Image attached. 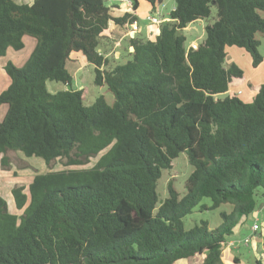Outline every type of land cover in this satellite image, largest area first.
<instances>
[{
    "label": "trees",
    "instance_id": "obj_1",
    "mask_svg": "<svg viewBox=\"0 0 264 264\" xmlns=\"http://www.w3.org/2000/svg\"><path fill=\"white\" fill-rule=\"evenodd\" d=\"M146 1L156 11L165 0ZM213 6L204 41L187 48L183 29L209 18ZM112 8L107 0H0V57L22 50L24 36L36 40L22 67H4L11 82L0 93L8 106L0 166H9V151L69 167L107 149L91 167L51 169L12 188L20 215L0 194V264H176L197 255L202 264H227L228 237L264 197V83L248 84L256 90L250 102L229 93L245 71L225 60L235 46L254 67L263 62L256 34H264V0H175L156 38L130 37L133 50L116 64L101 51L104 32L138 17ZM73 52L95 65L94 83L108 87L112 104L103 95L86 104V88L72 87ZM47 81L69 88L51 92ZM183 152L194 167L185 194L170 181L160 200L162 170ZM222 204L232 210L220 212L218 226L201 219L186 228L197 206ZM262 238L255 264H264Z\"/></svg>",
    "mask_w": 264,
    "mask_h": 264
},
{
    "label": "rangeland",
    "instance_id": "obj_2",
    "mask_svg": "<svg viewBox=\"0 0 264 264\" xmlns=\"http://www.w3.org/2000/svg\"><path fill=\"white\" fill-rule=\"evenodd\" d=\"M140 3H141L140 11L147 12L149 9L148 2H146L145 0H140ZM173 5H174V0H166L159 8V10H156L160 12L159 17L161 16V14L166 15L168 12H170ZM262 15L264 16V13H262ZM215 19H216V7L213 6L212 14L209 18L192 22L186 28L183 29L182 32L186 35L187 38L186 41V46H188L187 48L190 47L192 42L202 43L204 41L206 35L205 26L207 24L213 23ZM139 20L145 31H146V27L149 24L158 25L146 19V17L144 18L141 17ZM256 36L260 40L259 52L263 57V62L261 66L264 67V34L259 32L256 34ZM35 41L36 40L31 36L28 37L27 40L25 41L26 42L25 49L19 52L13 51L14 54L13 56L9 57L12 58L9 61H13V63L16 66L22 67L31 56V53L33 51L32 49H34L35 47L34 45L33 48L30 49L29 44L30 42H35ZM242 52L244 53V55L248 57L249 60L251 59V56L246 52V50L235 46L228 47L225 66H229L232 62H235L245 71L246 78H250V80L252 81L253 79L258 80L257 78H260L262 74L260 73L259 70H258L259 72H257L255 67L252 65V59L251 62L249 63V61H247L245 56L241 54ZM110 56L112 60L115 59L113 52L111 53ZM22 59L24 61H22ZM127 59H128L127 56L121 57L119 62H125ZM67 67L73 76L72 87L74 89L86 88L87 90L86 101H85L86 104L93 103L96 100V98L101 95H103L106 98L109 104H112L114 102L115 100L114 95L106 85L99 86L94 83V78H95L94 64L89 62L85 63L81 57L75 56L72 59V62L71 61L67 62ZM252 76L254 77L252 78ZM46 84H47V88L51 92L69 88L63 83L55 82V81H47ZM237 88H242L244 95L241 96L243 98L247 97V94L250 93V88L247 82L239 86L236 83H234L230 87L229 93L230 92L235 93ZM221 96H224V94ZM3 118L4 116L0 115V121ZM106 151L107 149L100 152L98 157ZM8 156L10 158L9 166L8 167L0 166V194L6 199L9 210L18 215L22 214L23 211L17 209L15 206V202L11 192L12 188L16 186L27 187L30 181L33 179V177L38 173H45L50 171L51 169L59 170L64 168L75 169V168L91 167L98 159V157H93L91 159V162L87 164L73 165L66 167L64 165V161L62 160H56L52 162L50 165H47L45 161L39 157L27 158L22 154H20L19 152L9 151ZM193 169L194 167L190 164L187 154L185 152L180 153V155L173 160L171 168H166L162 170V175L158 180V184H157V192L160 200H164L166 197H168V184L170 181L173 182L177 191L180 193L181 196H183L186 191L185 182L188 176L190 175V173L193 171ZM263 203H264V197H262V202L259 205V209H257V211L254 212L252 216H249V218L246 219L243 217L240 223L237 225L239 226L238 232L228 237V240L237 241L238 245L235 247H228V246L224 247V261L227 264H236L234 262L235 257L239 259V263L237 264H255V260L260 257L259 252L261 251L262 243L258 239H257L256 250H254L255 246L252 243L253 242L252 240H250L248 245H244L243 241L247 237H250L251 239L253 237L256 240L257 238V236L255 235L256 233H254L252 229L254 222L258 223L259 225V229L257 232H264V206H262ZM201 204L211 205V199L203 198ZM231 210H232L231 204H222L220 207L216 209H205V210H201L200 207L197 206L193 210V212L185 218L186 228L187 229L191 228L196 222H199L201 219H208L210 221L211 227H216L222 222L220 212L221 211L230 212ZM235 248H239L238 250H236L238 252H235L234 250ZM230 254H235V257L233 258L230 257L231 256ZM202 259H203V255H197L193 258L181 259L176 264H202Z\"/></svg>",
    "mask_w": 264,
    "mask_h": 264
},
{
    "label": "crops",
    "instance_id": "obj_3",
    "mask_svg": "<svg viewBox=\"0 0 264 264\" xmlns=\"http://www.w3.org/2000/svg\"><path fill=\"white\" fill-rule=\"evenodd\" d=\"M17 1H20V2H26V3H32L34 0H17ZM109 5H112L113 8H112V14L114 16H117V17H120V16H123L126 12H130L127 7L123 4H121L118 0H107ZM146 1V0H145ZM166 1V0H165ZM164 1V2H165ZM147 2V1H146ZM138 8L136 9V11H131L132 13H135L138 17V20L136 21L137 22V25L139 27V29L137 30V32L135 34H133L132 32V26L131 24H126L125 26H120V25H117L115 24L114 22H110L109 24V28L104 32V34L107 36L106 38V43H105V47H103V49L101 50L110 60H111V63L112 64H116L120 61V58L125 56L127 54V48L129 47V38L130 37H134V36H138V37H141V38H149L151 40H154L157 36V34L159 33V25H155V24H149L147 27H146V31L144 30V28L142 27L141 23H140V18L141 17H146L147 15L149 14H158L160 15V12L159 11H153L152 9V6L151 4L148 2V6H149V9L148 11H140V7H141V3H140V0H138ZM162 6V5H161ZM160 6V7H161ZM159 7V8H160ZM175 7V0H174V5L172 7V9ZM171 9V10H172ZM159 10V9H158ZM170 10V11H171ZM168 14L169 12L164 15V14H161V21H165V20H169L168 18ZM134 35V36H133ZM30 37V36H24L23 38V41H24V48L22 50L25 49L26 47V40L27 38ZM33 38V37H32ZM35 39V38H34ZM36 44V41L35 42H30L29 46H30V49L33 48V46ZM192 44H200L198 42H192ZM191 44V45H192ZM190 45V44H189ZM190 45V46H191ZM188 47V46H187ZM243 49V48H241ZM22 50H19V51H22ZM33 50V49H32ZM245 50V49H244ZM13 51H16L14 50L13 48H9L7 50V53L5 56H2L0 57V93L2 91H4L9 85H10V82L11 80L10 77L8 76V74L6 73L5 71V65L7 64V62L12 59V58H9L10 56H13L14 52ZM17 51V52H19ZM129 51H132V47H129ZM113 52L114 54V57L115 59H111V53ZM244 52V51H243ZM241 53L243 56H245V58L247 59V61H249V63L251 62V59L249 60L248 57L246 55H244V53ZM247 52V51H246ZM248 53V52H247ZM249 54V53H248ZM75 56H78V57H81L83 59V61L85 63H87L86 61V58L84 57V55L81 53V52H73L71 54V59L69 61L72 62V59L75 57ZM22 61H24L22 59ZM13 62V61H12ZM262 64V62H261ZM258 65L257 67H255L256 71L259 72L262 74L260 78H257L258 80H250V78H246L245 77V81L242 82V83H239L237 84L238 86L247 82L248 84L251 82L253 87H256V86H259L260 84L264 83V67ZM254 68V67H253ZM259 70V71H258ZM254 76H252L253 78ZM257 77V76H255ZM251 78V79H252ZM250 88V93L247 94V97L243 98L241 95H244V92L242 90V88H237L236 90V93L237 91H242L241 94L239 95L244 101H247V102H250L253 100L254 96H255V93H256V90H254V88ZM7 109H8V106L6 104H1L0 105V115L1 116H5L6 112H7ZM20 154H22L21 152H19ZM23 155V154H22ZM24 156V155H23ZM32 181V180H31ZM30 181V182H31ZM12 190V189H11ZM262 206H264V203L262 204ZM13 213V212H12ZM238 227L237 226L235 228V233L238 232ZM257 236L256 240L252 237V243L254 244V250H256V246H257V239L262 243V246H261V251L263 249V236H264V232H256L255 234ZM248 236V235H247ZM241 239V238H240ZM230 241V240H229ZM228 249H231V248H228ZM239 248H235V252H238L236 250H238ZM227 250V249H226ZM225 250V251H226ZM260 251V252H261ZM259 252V253H260ZM231 256L230 257H235V254H230ZM229 257V258H230Z\"/></svg>",
    "mask_w": 264,
    "mask_h": 264
},
{
    "label": "built area",
    "instance_id": "obj_4",
    "mask_svg": "<svg viewBox=\"0 0 264 264\" xmlns=\"http://www.w3.org/2000/svg\"><path fill=\"white\" fill-rule=\"evenodd\" d=\"M118 1L121 4L125 5L130 12L134 10V1L133 0H118ZM146 19H148L151 22L156 23V24H159V23L162 22L161 21L162 19L159 17L158 14H149V15L146 16ZM131 26H132V32H133V34H135L137 32V30L139 29V27L137 25V22L134 21L131 24ZM197 46H198V44H192L190 47L196 49ZM241 92H242L241 90L240 91H237L238 94H241ZM252 229H253L254 233H256L258 231V229H259L258 223L254 222ZM250 240H251L250 237L245 238L244 241H243V244L244 245H248V243L250 242ZM237 245H238V242L237 241H231L230 240V241H227L225 243V246H228V247H235Z\"/></svg>",
    "mask_w": 264,
    "mask_h": 264
},
{
    "label": "water",
    "instance_id": "obj_5",
    "mask_svg": "<svg viewBox=\"0 0 264 264\" xmlns=\"http://www.w3.org/2000/svg\"><path fill=\"white\" fill-rule=\"evenodd\" d=\"M132 50H133V48H132Z\"/></svg>",
    "mask_w": 264,
    "mask_h": 264
}]
</instances>
